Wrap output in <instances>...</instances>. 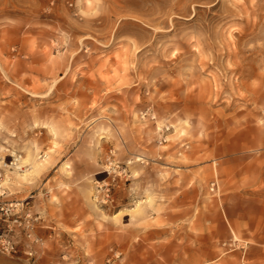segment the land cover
Masks as SVG:
<instances>
[{"label": "rangeland", "instance_id": "rangeland-1", "mask_svg": "<svg viewBox=\"0 0 264 264\" xmlns=\"http://www.w3.org/2000/svg\"><path fill=\"white\" fill-rule=\"evenodd\" d=\"M0 264H264V0H0Z\"/></svg>", "mask_w": 264, "mask_h": 264}, {"label": "bare ground", "instance_id": "bare-ground-1", "mask_svg": "<svg viewBox=\"0 0 264 264\" xmlns=\"http://www.w3.org/2000/svg\"><path fill=\"white\" fill-rule=\"evenodd\" d=\"M148 9V8H147ZM173 14V13H172ZM155 18V17H154Z\"/></svg>", "mask_w": 264, "mask_h": 264}]
</instances>
